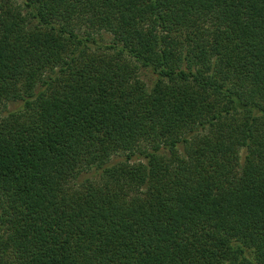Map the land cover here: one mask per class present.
<instances>
[{
	"label": "trees",
	"instance_id": "16d2710c",
	"mask_svg": "<svg viewBox=\"0 0 264 264\" xmlns=\"http://www.w3.org/2000/svg\"><path fill=\"white\" fill-rule=\"evenodd\" d=\"M0 264H264V0H0Z\"/></svg>",
	"mask_w": 264,
	"mask_h": 264
},
{
	"label": "rangeland",
	"instance_id": "374dc122",
	"mask_svg": "<svg viewBox=\"0 0 264 264\" xmlns=\"http://www.w3.org/2000/svg\"><path fill=\"white\" fill-rule=\"evenodd\" d=\"M138 73H139V78H140L143 82H145V83L148 84V77H147V75H145L144 70L139 69V70H138Z\"/></svg>",
	"mask_w": 264,
	"mask_h": 264
}]
</instances>
